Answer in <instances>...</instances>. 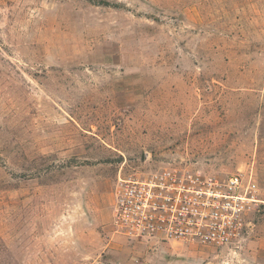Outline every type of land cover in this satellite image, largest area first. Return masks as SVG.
<instances>
[{
  "label": "rangeland",
  "instance_id": "1",
  "mask_svg": "<svg viewBox=\"0 0 264 264\" xmlns=\"http://www.w3.org/2000/svg\"><path fill=\"white\" fill-rule=\"evenodd\" d=\"M168 166L264 199V0H0V264H264L263 203L222 246L114 231Z\"/></svg>",
  "mask_w": 264,
  "mask_h": 264
},
{
  "label": "built area",
  "instance_id": "2",
  "mask_svg": "<svg viewBox=\"0 0 264 264\" xmlns=\"http://www.w3.org/2000/svg\"><path fill=\"white\" fill-rule=\"evenodd\" d=\"M257 203L264 199L251 175L218 178L168 166L141 177H117L112 225L131 240L222 246L244 234L246 213Z\"/></svg>",
  "mask_w": 264,
  "mask_h": 264
}]
</instances>
